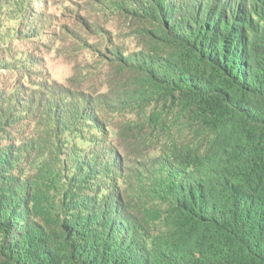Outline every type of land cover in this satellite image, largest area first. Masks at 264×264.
<instances>
[{
  "label": "trees",
  "instance_id": "obj_1",
  "mask_svg": "<svg viewBox=\"0 0 264 264\" xmlns=\"http://www.w3.org/2000/svg\"><path fill=\"white\" fill-rule=\"evenodd\" d=\"M133 5L124 16L147 41L115 53L102 83L121 88L114 108L140 154L62 162L59 138L78 125L44 113L59 138L31 146L30 174L0 118V264H264V0Z\"/></svg>",
  "mask_w": 264,
  "mask_h": 264
},
{
  "label": "rangeland",
  "instance_id": "obj_2",
  "mask_svg": "<svg viewBox=\"0 0 264 264\" xmlns=\"http://www.w3.org/2000/svg\"><path fill=\"white\" fill-rule=\"evenodd\" d=\"M138 1L0 0V118L1 124H5L4 119L16 123L9 137L15 147L23 145L22 153L28 162H33L34 172L28 173L35 174L36 168L38 172L39 165L31 146L46 139L51 145V139L59 138L41 126H52L51 122L39 120L46 116L44 113L64 120L63 124L72 121L78 125L65 126L70 133L59 138L58 157L62 162L71 152V157L81 153L78 163L85 158L95 162L109 157L122 163L124 157L135 160L140 154L132 145V149L127 148L128 134L121 131L130 115H122L114 108L121 88L111 87L106 77L105 85L102 83L112 69L110 62L115 53L138 55L147 41L146 33L131 27L124 16L123 8L134 11L133 3ZM100 94H104L110 107L95 108ZM83 99L87 103L84 116ZM48 108L50 113L46 112ZM51 147L53 150L46 144H36L34 149L53 165L57 154ZM122 171L114 169L115 176L124 182L127 177Z\"/></svg>",
  "mask_w": 264,
  "mask_h": 264
}]
</instances>
